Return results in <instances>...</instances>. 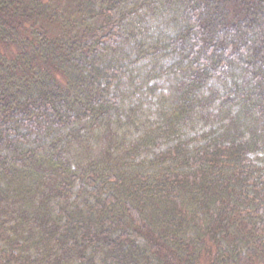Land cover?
I'll list each match as a JSON object with an SVG mask.
<instances>
[{
    "label": "trees",
    "instance_id": "trees-1",
    "mask_svg": "<svg viewBox=\"0 0 264 264\" xmlns=\"http://www.w3.org/2000/svg\"><path fill=\"white\" fill-rule=\"evenodd\" d=\"M204 260L264 264V0H0V264Z\"/></svg>",
    "mask_w": 264,
    "mask_h": 264
},
{
    "label": "rangeland",
    "instance_id": "rangeland-1",
    "mask_svg": "<svg viewBox=\"0 0 264 264\" xmlns=\"http://www.w3.org/2000/svg\"><path fill=\"white\" fill-rule=\"evenodd\" d=\"M55 1H56V3H59V4H62L63 2L66 3V0H55ZM201 264H206V261L204 260Z\"/></svg>",
    "mask_w": 264,
    "mask_h": 264
}]
</instances>
